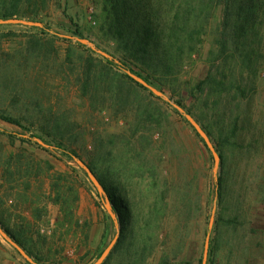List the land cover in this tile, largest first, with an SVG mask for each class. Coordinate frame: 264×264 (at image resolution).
<instances>
[{
  "label": "trees",
  "instance_id": "obj_1",
  "mask_svg": "<svg viewBox=\"0 0 264 264\" xmlns=\"http://www.w3.org/2000/svg\"><path fill=\"white\" fill-rule=\"evenodd\" d=\"M52 1L0 0V21L29 19L37 23ZM102 5L100 28L115 43L114 54L102 56L86 44L65 38L66 56L60 61L57 34L51 39L34 36L25 50L37 56L33 59L35 66H30L33 73L38 63H43L40 56L45 50L46 64L56 67L57 73H66L67 67L93 111L110 108L117 117L131 115L130 126L135 129L130 137L110 136L109 144L104 145L105 139L99 136L93 141L92 151H88L70 110L57 111L51 105L31 110L29 104L26 112L19 113L13 107L12 111L0 109V120L31 133L29 138L17 135L21 143L59 153L68 161L86 163L96 176L120 226L118 240L102 264H149L160 249L158 264H178V248L186 243L177 241V237L162 246L161 236L166 224L178 222L179 216L166 222L169 211L174 215L167 201L169 190L164 195L156 192L155 181L148 187V171H153L149 168L152 162L148 160V147L138 148L132 142L138 134L145 138L148 124L157 121L160 109L152 99L160 98L153 90L176 98L180 108L202 123L220 158L221 173L215 185L218 219L212 231L208 264H264V210L261 221L256 222L258 206H264V166L248 178L249 173L244 169L242 174L237 163H248L264 145L263 133L255 132L253 107L258 78L264 72V0H102ZM218 13L220 18L214 25ZM33 28L44 36L49 34L47 28ZM209 34L208 73L191 85L183 81V75L200 55ZM76 35L82 39L78 30ZM10 63L5 62L9 68L14 64ZM4 65L0 64V74ZM148 93L152 98L149 103ZM186 94L189 107L184 100ZM200 139L211 156L210 148ZM84 149L89 153L88 162L81 157ZM22 159L21 154L4 153L0 144V162L7 181H14L16 175L32 174V166ZM138 173L140 179L134 180ZM256 173L259 175L255 177ZM128 184L136 192L129 191ZM29 186L26 184V188ZM53 189L67 219L69 201L63 199L59 183L54 182ZM172 189L180 194L175 183ZM247 190L251 194H241ZM2 207L0 199V229L31 255L24 232L11 228ZM254 241L259 242L260 250H253ZM103 254L101 250L99 255Z\"/></svg>",
  "mask_w": 264,
  "mask_h": 264
},
{
  "label": "rangeland",
  "instance_id": "obj_2",
  "mask_svg": "<svg viewBox=\"0 0 264 264\" xmlns=\"http://www.w3.org/2000/svg\"><path fill=\"white\" fill-rule=\"evenodd\" d=\"M102 6V0H53L37 23L29 19L0 21V64L14 63L11 68L5 64L0 74V109L11 110L13 107L18 113L26 112L27 105L31 104V110H41L39 105H51L57 111L70 110L71 117L80 125L88 151H92L93 141L99 136L105 139L104 145L109 144L110 136L130 137L133 117H117L110 108L93 111L89 102L82 98L75 85L74 75L67 67L66 73L61 74L57 73L56 67L46 64L48 59L44 56L47 50L40 56L43 63H38V70L33 73L30 66H35L34 58L37 56L33 52L29 53L25 47L34 36L51 39L57 34L60 37L56 39L60 61L66 56L68 43L65 38L72 39L74 43L86 44L102 56L114 54L115 43L100 28ZM219 18L220 13L214 25ZM33 27L47 28L49 34L44 36L43 32ZM76 30L81 33L82 39L76 35ZM211 41L212 36L209 34L200 55L186 68L183 81L193 85L206 77V59ZM153 91L160 99L149 98L148 93V103L152 99L160 109L157 121L153 125L148 124L145 138L142 139L141 134H138L132 142L138 148L148 147V160L152 162L149 168H153L152 173L148 171L146 175L148 187L155 181L156 192L164 195L165 190H169L167 201L174 215L169 211L166 222L179 216L178 222L166 224L161 245L164 246L169 240L175 241L178 237L177 241L186 243L178 248V264H208L210 240L218 219L215 185L221 173L220 158L216 159L210 149L211 159L201 143L200 137L204 138L190 118L203 130L202 123L180 108L174 101L176 98L172 100L170 95ZM185 96V104L189 107L190 100L187 94ZM253 107L257 125L255 132L263 133L264 136V72L258 78V92ZM19 134L26 138L31 136L22 128L0 120V144L4 153L23 155V163L30 164L34 171L31 169L32 174L28 177L16 175L14 181L9 182L3 174V162H0V199L6 221L11 228L24 232L33 255L0 229V264H102L118 240L120 226L98 179L97 184L79 162L68 161L59 153L51 154L33 144L21 143L17 139ZM36 142L44 145L40 140ZM81 144L78 141L77 146L81 147ZM88 151H80L85 162H88ZM237 163L240 172L245 174L246 169L249 178L264 166V145L250 156L248 163ZM258 175L256 173L255 177ZM120 176L124 181L125 177ZM140 176L141 173H138L134 180L140 179ZM54 182L59 183L63 199L69 201L71 212L67 219L62 206L56 201ZM174 183L179 195L172 189ZM26 184H30V188H26ZM130 185L128 190L136 192V188L131 189ZM249 192L247 190L241 194L249 195ZM240 199L243 200V197ZM263 210L264 206L259 205L256 222L261 221ZM253 244V250H260L259 242L254 241ZM101 250L104 251L102 256L99 255ZM162 250L154 254L149 264L160 262Z\"/></svg>",
  "mask_w": 264,
  "mask_h": 264
},
{
  "label": "water",
  "instance_id": "obj_3",
  "mask_svg": "<svg viewBox=\"0 0 264 264\" xmlns=\"http://www.w3.org/2000/svg\"><path fill=\"white\" fill-rule=\"evenodd\" d=\"M141 82V81H140ZM190 118V117H189ZM190 120L192 121V123L195 125V127L197 128L198 132L200 133V135L204 138V140L206 141V143L208 144L209 148L211 149V151L213 152L214 156L216 159H218V155L215 152L213 145L210 141V139L208 138V136L205 134V132L200 128L199 125H197L192 118H190ZM86 170V172L88 173V175L98 184L95 175L93 174V172L90 170V168L86 165H84L83 163H80Z\"/></svg>",
  "mask_w": 264,
  "mask_h": 264
}]
</instances>
